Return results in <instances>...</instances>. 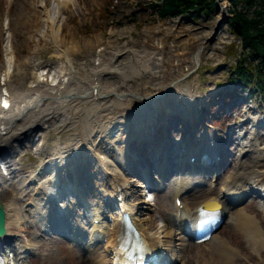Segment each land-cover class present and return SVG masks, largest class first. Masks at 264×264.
I'll return each instance as SVG.
<instances>
[{
    "label": "bare ground",
    "instance_id": "1",
    "mask_svg": "<svg viewBox=\"0 0 264 264\" xmlns=\"http://www.w3.org/2000/svg\"><path fill=\"white\" fill-rule=\"evenodd\" d=\"M41 1L43 6H45V17L48 23H50L52 28H55L58 21L55 20L54 14L50 11L52 0ZM55 1L58 5V14H60L63 13L68 3L72 0ZM17 3L18 0H0V39L1 41L3 39L4 41L8 39L5 46L0 50V52L7 54L6 63L8 62L6 68L3 67L4 69L1 68L2 64H0V158H4L9 163L15 164V161L20 159L28 148H31V150L33 149L36 156L41 158V161L38 163L39 165L32 170L29 184L33 182L36 183V194H42L40 197L35 196L32 199L29 209L30 214H32L31 216L27 208L23 205L20 197H17L13 203L6 204L2 198L4 194L2 190L9 187V182L12 181V179L6 178L4 180L0 177V206L3 205L7 213V235L10 238L13 236L16 238L15 245L18 247V250H21H19L20 252L14 253L13 260L9 258V261H12L11 264H27V262L23 260V257L26 255V249H30L28 246H31V244L25 241L23 242L21 239L22 235L26 232L25 228L27 223L32 222L34 224L40 222L42 225L44 224L40 221V218L46 214V205L42 197L48 195L51 198H61L62 193H60L58 184L61 180L65 179L67 162L72 158L77 162L82 161L84 158L83 156H87V153L88 155H92L89 158L91 160L90 168L93 171L92 175L96 177L93 184L101 191L102 197L108 196V198H112L120 195L124 201L121 204L119 212H113V215L111 214L112 223L108 225L101 218L100 211L103 212L105 209L102 197L98 198L99 192H97L96 204H93L94 206H89L93 218L90 231L95 233L99 232L101 235L100 237L106 238V242L105 245L96 244L91 247L87 246L88 251L86 256L89 260L86 256H83L80 264H109L108 255L111 251L114 252L116 250V246L118 242H120L119 240L123 239L124 229L121 224L125 211L133 215L134 221L137 222L138 229L141 231L140 234L143 238V244L151 251H158V248L161 249L162 246L164 248H181L185 238L179 235L180 232L176 228L174 222L172 228H169L166 223L162 224L164 221L160 223L159 220H155L152 222L151 226H147V220L142 222L137 216L138 205L142 203L143 206L140 208H149V202L154 200V195L153 197L152 194H146L144 200L136 202L137 204H132L131 202L130 204L127 203V188H130L131 198L133 190L136 187L137 178H135L134 175L131 176L128 174V172H131L127 165L128 156L124 150L120 149V146H122L123 149H128L127 147L130 145L131 135L137 134L141 138L143 137V142L141 143V140L137 137L136 140L138 143H136V145L142 146V149L148 147L149 143L153 142L154 135L149 138L146 133V127L143 126L144 123L149 122L147 117L152 115L155 117L162 116V114L154 110L159 107L162 108V106L164 107L169 99L179 104V106L177 104L179 110H192L193 102L196 97V95L192 93L196 92L191 91V88L187 86V82L184 80L180 79L174 82L164 75H160L161 69L165 68L163 65L164 56L161 52H131L134 56V60L130 59L124 64L120 61V58L125 57L123 54L124 52L117 53L119 55L111 59V62H104L103 59L99 57L97 59L99 66L94 70L96 78L85 79L78 77L75 74L71 57L74 47H68L66 44H69L70 39L68 33L63 34L62 40L60 36L61 42L58 41L57 37L55 39L58 47L57 55H59L60 58H67L66 63L71 65L69 70L63 69L62 65H45L34 54L23 57L17 51L15 32L13 31L9 34L8 31L7 37V34H4L1 23L4 17L9 19L10 28L8 30L12 31V25L16 22L18 17H22V15L16 11L15 4L17 5ZM26 4L28 8H33V10L37 9V5L33 0H26ZM224 9L225 6H223L222 10ZM221 24H223V22H221ZM63 26L65 27L66 24ZM59 27L57 31H59ZM216 29L213 39L226 36L227 32L224 27ZM63 43H65V48L61 46ZM157 46L159 49L163 47L161 43H158ZM131 53H129V55ZM199 57L198 54L196 56L197 63ZM1 62L2 61H0V63ZM172 62L173 61H170V65ZM30 64L36 67L31 73L27 71ZM143 71L146 74V80L143 84L152 83L153 85L151 88L152 90L145 91L146 93L139 92L142 85H138L136 91L132 89L131 85L135 75ZM151 75L154 76L152 82L148 79L151 78ZM27 80L30 81L28 82ZM142 87H144V85ZM175 95L176 97H174ZM170 96L171 98H169ZM132 99L142 102L139 104L140 108L136 113L131 112ZM146 99L154 100L144 102ZM124 100L127 101L129 107L123 110V112H119L113 120H104L101 116V112L103 111L110 117L115 105L123 109ZM1 101H3V104H1ZM258 109L264 112V109ZM240 121L246 126V121L244 122L243 119ZM80 125L83 130V135L80 132L78 133V127ZM72 126H74L73 130L77 134L74 136L72 135L70 138L71 144H62L59 139L55 140L54 146H52L55 153L52 159H48V156H46L48 151L45 143L49 134H54V131L58 132L65 128H71ZM186 126L183 129V133L181 131L182 129L178 127L177 129H172L173 133L171 136L178 139L180 148L184 145V141H186L187 144H194L198 143L201 137L204 139L207 138L208 141H214L215 136H217L221 138L222 143L232 141L234 144L236 141L232 136L231 139H229L228 135H221L222 131L216 130L210 126L206 127V125L200 126L198 124L195 128L192 127L191 130L186 128ZM198 126L201 128L197 129ZM246 128V132H249V128ZM122 129L124 131H121ZM257 129L258 128L255 130ZM140 131H142V133H140ZM38 132H40V134H36ZM123 132L124 134H122ZM189 133L195 135V137L184 139V136L189 135ZM151 134H154V131H152ZM207 135H210V137H207ZM251 135L253 137L255 133L251 132ZM75 136L77 137L76 141L78 140V144H80L79 142L86 143V149H84L85 146H80V149L77 151L76 143H73V137ZM81 138L83 139L81 140ZM255 138L251 141L252 143L255 141ZM106 140L110 146H113L112 144L115 143L120 145L114 146L115 150L119 152L117 158H112L113 156H111V154L116 152L109 151L110 148L104 143ZM212 143L214 144V142ZM100 144L103 147V151L107 149L108 155H104L100 152L98 149ZM237 147L236 156L238 157L236 165L233 167L231 174L223 180L221 190L214 192L211 188V184L216 177L214 173L212 174V179L209 181L210 187L199 190L198 194L193 197V199H191L192 197H189V199L187 198L186 200L191 201L190 203L184 200V197L182 198L186 210L181 216L177 214L176 210V217L179 221L185 222L189 219L197 218L198 211L196 213L193 211L200 205L207 206L213 210H222L227 213L229 198L237 196L238 199H241L243 194L251 193V187L254 186L255 183L263 185L264 189V148L255 147L254 144L249 147H242V145H238ZM146 149H150V147ZM139 153L140 150L137 155H140ZM128 154L130 156V151H128ZM93 159L94 161H92ZM141 159L143 158H137L136 160L142 161ZM82 168L84 170L85 166L82 165ZM190 175L191 174L188 173L185 175L176 174L173 176L176 177L174 181V197L186 193V189L193 183L203 181L201 178L193 179L194 177ZM166 184L169 183L167 182ZM125 187H127L126 190ZM70 190L71 189L67 188V196L65 197V200L69 202V204L66 203L63 205V208L70 210V213H72L75 210L73 204L76 198L72 197L69 193ZM80 191L82 193L79 195L83 196L82 189H80ZM254 198L255 197H253L252 201L258 203L257 199L255 198V200ZM256 207L257 208L254 209L257 210V214H259L262 207L260 205ZM161 219L163 220V218ZM82 221H84V219L81 218V223ZM83 225L87 224L84 222L82 226ZM236 225L241 226L246 236L248 235L246 242L250 247L252 245V247L256 249L264 250V231L258 226V219L256 216L239 212L236 217ZM226 226L227 222L223 223V228ZM210 241L215 248L219 249L221 254L228 258L236 253L231 243L223 238H218L217 234H215ZM245 250L247 249L245 248ZM96 252H98V259L92 260L90 254Z\"/></svg>",
    "mask_w": 264,
    "mask_h": 264
},
{
    "label": "rangeland",
    "instance_id": "2",
    "mask_svg": "<svg viewBox=\"0 0 264 264\" xmlns=\"http://www.w3.org/2000/svg\"><path fill=\"white\" fill-rule=\"evenodd\" d=\"M33 2L37 5L36 10L28 8L26 0H18L17 5L15 4L16 11L22 17L17 18L16 22L12 25V31L8 30L10 28L9 19L4 17L1 22L4 34H7V37L8 31L9 34L13 31L15 32L17 51L23 57L34 54L45 65H62L63 69L69 70L71 65L66 63L67 58H60L57 55L58 47L55 39L57 37L58 41L61 42L63 34L68 33L70 39L69 44H66L68 47H74L71 57L75 74L78 77L85 79L96 78L94 70L99 66L97 61L99 57L104 62H111V59L119 55L117 53L124 52L125 57L120 58L121 63L124 64L130 59L134 60L131 52H161L164 56L163 65L165 68L161 69L160 75H164L174 82L180 79L187 82V86L191 88V91L197 93H192L196 95L195 102L201 100L197 110L201 109L203 104H206V111H209L208 116L210 112L216 113L219 109V104H216L213 98L216 87H230L234 88L235 91L241 90V95L245 97L249 94L248 90L239 88L238 83L235 82L236 84H233L229 80L231 70L240 59L243 50L241 47H237L238 41H234V36L231 35L228 26L225 24L219 26L222 20V9H219L213 17H202L195 22L183 17L161 19L152 9V4L158 3L160 0H72L68 3L63 13L60 14L57 11V2L52 0L50 11L54 14L55 20L58 21L57 28H52L45 17V6H43L42 1L33 0ZM219 4L220 7L225 6L229 8L227 0H219ZM245 4H248V2H245ZM238 7L239 10H242L243 6L241 4ZM64 24H66L65 27L63 26ZM58 27L59 31H57ZM220 27H224L227 32L226 36L213 39L215 29ZM6 41L4 39L1 41L0 39V50L5 46ZM158 43H161L163 47L159 49ZM64 44H61L63 48H65ZM129 53L131 54L129 55ZM198 54L200 57L197 63L196 56ZM6 59L7 54L0 52L2 69H4L3 67L6 68L8 64V62L6 63ZM170 61H173L171 65ZM34 68L36 67L30 64L27 71L31 73ZM145 76L144 71L135 75L131 84L134 91H136L138 85H144V87L141 86L139 92L152 90V83L143 84L146 80ZM148 79L152 82L154 76L151 75V78ZM27 81L29 82L30 80ZM253 96H255V100L257 98V104L249 102V105L254 106L256 110L260 105L264 108V103L262 104L260 101L262 94L253 92ZM148 100L152 101L154 99H146L144 102ZM123 102V109L115 105L110 117L102 111L101 116L104 120H113L119 112L121 113L123 110H126L129 107L128 103L125 100ZM132 102L131 112L138 111L140 108L139 104L142 102L135 99H132ZM243 110L244 108L242 110H235L236 115L234 114L233 117H228L227 114L224 116V120H226L224 121L225 129L233 125L232 122L234 120L239 119L238 112H243ZM222 117V115L219 117L218 125L223 121ZM167 119L168 122H172L171 117H167ZM73 129L74 126L58 132L54 131V134H49L47 137L48 147H52L54 141L57 139L63 144L69 143L70 145V138L72 135L77 134ZM78 129V132L82 134L81 125ZM254 131L258 132L255 129ZM73 138V143H77V137ZM263 139L264 137L260 138V140ZM84 145L87 147L86 144ZM114 146H116V143L113 144ZM120 149L123 150V147ZM104 154L108 155L107 152ZM117 155L116 153L111 154L112 158L117 157ZM23 160L26 162V170L29 168L34 170L36 163H39L38 158L34 157L32 153H28L26 157H23ZM231 171L232 168H227L221 174L222 180ZM140 184L139 181L136 182V187L133 190L131 198L129 197V202L132 204L144 200L141 196ZM9 188L2 195L6 204L13 203L19 197V191L16 187ZM27 191V188L22 189L20 195L22 192ZM21 199H23L22 195ZM31 199L30 194L25 198L26 202ZM26 202L22 201L24 206ZM149 204V208L146 209L140 208L143 206L142 203L138 205L139 211L137 216L142 222L147 220V226H151L153 221L159 220L160 223L164 221L162 224L166 223L169 228H172V198L169 194L163 193L162 195H158ZM254 208H257L256 203L242 204L232 208L227 219V226L222 228L217 234L218 238H223L231 243L233 249L236 251L235 254H232L228 258L221 254L219 249L215 248L212 243L191 248L188 246L187 248L189 249L184 248L180 252L185 260L184 264H264V250L256 249L252 245L250 247L246 242L248 235L246 236L241 226L236 225V217L239 212L249 213L257 217L258 226L264 231V211L261 210L257 214L258 212ZM27 230L28 239L33 241L35 245L33 248L34 254L30 256L31 264L81 263L83 257L80 256L76 249L59 242L45 239L41 241L37 240L35 236L40 229L36 227L27 228Z\"/></svg>",
    "mask_w": 264,
    "mask_h": 264
},
{
    "label": "trees",
    "instance_id": "3",
    "mask_svg": "<svg viewBox=\"0 0 264 264\" xmlns=\"http://www.w3.org/2000/svg\"><path fill=\"white\" fill-rule=\"evenodd\" d=\"M264 5L263 1H260ZM232 14L229 21L230 30L241 38L246 54L234 67V75L246 84L254 83L264 91V24L262 16L248 15L253 4H244L243 0H232ZM239 4L243 5L238 10ZM245 7V8H244ZM152 9L161 19L187 17L198 21L202 17H213L218 9L217 0H160L152 4ZM248 9V10H247ZM247 10V11H246Z\"/></svg>",
    "mask_w": 264,
    "mask_h": 264
},
{
    "label": "water",
    "instance_id": "4",
    "mask_svg": "<svg viewBox=\"0 0 264 264\" xmlns=\"http://www.w3.org/2000/svg\"><path fill=\"white\" fill-rule=\"evenodd\" d=\"M228 19V17L225 16L224 20L221 22H224ZM220 24V23H219ZM6 233V211L4 209V206H0V234Z\"/></svg>",
    "mask_w": 264,
    "mask_h": 264
}]
</instances>
